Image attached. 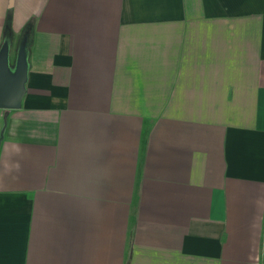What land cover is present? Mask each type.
<instances>
[{"label": "crops", "instance_id": "0c3cea01", "mask_svg": "<svg viewBox=\"0 0 264 264\" xmlns=\"http://www.w3.org/2000/svg\"><path fill=\"white\" fill-rule=\"evenodd\" d=\"M4 37L0 264H264V0H0Z\"/></svg>", "mask_w": 264, "mask_h": 264}, {"label": "water", "instance_id": "95a60500", "mask_svg": "<svg viewBox=\"0 0 264 264\" xmlns=\"http://www.w3.org/2000/svg\"><path fill=\"white\" fill-rule=\"evenodd\" d=\"M12 42L5 38L0 48V110L14 111L22 107L29 75L28 42L18 48L14 67L11 65Z\"/></svg>", "mask_w": 264, "mask_h": 264}, {"label": "rangeland", "instance_id": "374dc122", "mask_svg": "<svg viewBox=\"0 0 264 264\" xmlns=\"http://www.w3.org/2000/svg\"><path fill=\"white\" fill-rule=\"evenodd\" d=\"M23 37H25V36H23ZM4 39H5V37H4ZM10 41H11V40H10ZM11 42H12V41H11ZM21 42H22V41H21ZM20 44H21V43H19V42H18V44L16 45V46H17V48H19V47H20ZM11 65H12V67H14V64H11Z\"/></svg>", "mask_w": 264, "mask_h": 264}]
</instances>
